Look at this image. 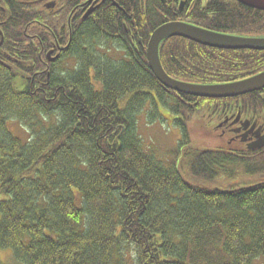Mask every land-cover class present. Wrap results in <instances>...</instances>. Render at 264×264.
I'll return each instance as SVG.
<instances>
[{
	"label": "trees",
	"instance_id": "trees-1",
	"mask_svg": "<svg viewBox=\"0 0 264 264\" xmlns=\"http://www.w3.org/2000/svg\"><path fill=\"white\" fill-rule=\"evenodd\" d=\"M230 1L235 7L208 0L207 11L240 35L263 36L264 11ZM140 2L124 8L137 11ZM146 4L155 26L172 17L160 0ZM0 6V252L12 255L0 264L264 263V147L242 150L214 129L221 106L264 116L262 90L205 99L167 89L143 47L85 51L92 21L79 29L78 46L61 53L73 59L65 68L26 38L38 32L40 14L30 20L20 0ZM208 15L194 19L205 26ZM159 56L167 74L191 83L264 70V50L180 37L163 41ZM159 107L180 128L178 155L164 162L144 151L135 127L145 108L150 121L166 117Z\"/></svg>",
	"mask_w": 264,
	"mask_h": 264
},
{
	"label": "flooded vegetation",
	"instance_id": "flooded-vegetation-1",
	"mask_svg": "<svg viewBox=\"0 0 264 264\" xmlns=\"http://www.w3.org/2000/svg\"><path fill=\"white\" fill-rule=\"evenodd\" d=\"M20 1L30 7L32 13L28 16H30L29 18L33 22V15L40 14V25H33V27L38 29V32L33 36L29 35L26 38L29 39L33 45H38L39 57H43V55L47 56L50 61L57 57L60 62L66 65L65 68H68V65L73 60L68 56V52L74 46H78L79 29L85 27V24L90 21L93 22L95 27H92V33L86 34V37H84L86 42V45H83L84 50L90 49L96 52L98 49L110 46L114 48V52L118 51L121 55L123 53L121 47H125V43H128L137 53L140 52L139 47H143L146 61V49L153 31L158 26L168 21H182L210 31L230 35H240L234 31L232 27L225 25L222 22L215 21L217 15L213 13V11L210 12V14L207 11L208 0H160V2L166 7H171L169 12L172 14V17L164 14V22L158 26L153 24V14L155 13H153L150 7H148V4H146L147 0H141L137 11H134L131 7L129 12L124 8V5L126 1L131 0ZM210 1L214 2L215 0ZM219 1H221V4L225 3V6H228L229 3L231 4L230 6H233L230 0ZM234 1L239 3L236 0ZM2 12H4V8L0 6V14ZM201 15L202 17L208 15L205 18L210 19L208 25L201 26L197 24L194 18L202 19ZM102 18H107V28L99 27V33L95 36V29L98 27V23ZM252 20L253 16H251L250 21ZM2 37L4 40L3 31L0 29V40ZM186 40L190 41L188 39ZM193 43L198 44L196 42ZM198 45L204 46L201 44ZM67 50L66 57L62 58L61 53ZM103 51L104 50L101 52ZM263 95L264 90L261 93L262 98ZM226 107L228 106H221L223 117L218 116L219 119L216 122L217 124L214 129L217 130L221 136H224L229 144H234L242 150L251 151L248 147L250 146L249 144H258V141L264 136V116H261L260 114L253 115V112L251 111L245 114L241 112L239 108L234 112L233 109H228ZM257 149L259 150V148Z\"/></svg>",
	"mask_w": 264,
	"mask_h": 264
},
{
	"label": "water",
	"instance_id": "water-1",
	"mask_svg": "<svg viewBox=\"0 0 264 264\" xmlns=\"http://www.w3.org/2000/svg\"><path fill=\"white\" fill-rule=\"evenodd\" d=\"M236 1L245 6L264 11V0ZM173 36L184 37L199 44L218 49L264 50V37H242L221 34L185 22L172 21L164 23L153 31L146 49V56L153 74L168 89L193 97L219 99L236 97L264 88V71L242 80L219 84H194L171 78L161 65L159 46L162 41ZM258 142V144H249V149L264 146V136Z\"/></svg>",
	"mask_w": 264,
	"mask_h": 264
},
{
	"label": "rangeland",
	"instance_id": "rangeland-1",
	"mask_svg": "<svg viewBox=\"0 0 264 264\" xmlns=\"http://www.w3.org/2000/svg\"><path fill=\"white\" fill-rule=\"evenodd\" d=\"M82 39L84 40L85 38ZM115 52L117 54L118 51ZM210 107L212 106H207V108L206 107L205 108L208 109ZM161 109H162L161 107L158 108V112L160 113V115L161 112L164 113V111L166 112L168 111V109H162L164 111H162ZM146 111H148L146 108L142 109V112H140L137 115V121L135 126L136 132L140 137L144 151H146V153H148L149 155H152L156 157V159H159L163 162L175 158L174 156L178 155L177 146L180 140L179 139L180 128L176 126L175 123L172 124L173 116L167 112L166 117L164 114V116L161 115V118H155L153 121H150L149 118L151 117L149 115L147 116ZM203 118L205 120L209 118V112L207 110H204ZM10 121L14 125L18 124L16 120H10ZM189 125H190V121H189ZM17 132L21 135H25V133L23 132L24 133L23 134L21 131H19V129H17ZM26 137H27V133L25 138ZM57 169H61V168L59 167ZM9 252L10 250L5 249L4 251L0 252V255L3 259L7 261L12 260V255ZM262 262H263L262 260H258L256 264H262Z\"/></svg>",
	"mask_w": 264,
	"mask_h": 264
},
{
	"label": "bare ground",
	"instance_id": "bare-ground-1",
	"mask_svg": "<svg viewBox=\"0 0 264 264\" xmlns=\"http://www.w3.org/2000/svg\"><path fill=\"white\" fill-rule=\"evenodd\" d=\"M150 71L152 72V70L150 69ZM152 74H153V72H152Z\"/></svg>",
	"mask_w": 264,
	"mask_h": 264
}]
</instances>
